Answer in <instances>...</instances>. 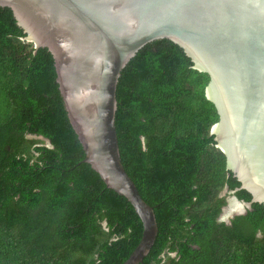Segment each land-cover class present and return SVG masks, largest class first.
<instances>
[{
	"label": "trees",
	"instance_id": "1",
	"mask_svg": "<svg viewBox=\"0 0 264 264\" xmlns=\"http://www.w3.org/2000/svg\"><path fill=\"white\" fill-rule=\"evenodd\" d=\"M23 36L0 6V264H121L141 236L140 219L82 161L52 56ZM192 65L161 38L117 78L120 161L156 224L137 264H264V204L225 168L210 133L218 114L204 95L209 77ZM229 195L250 203L224 222Z\"/></svg>",
	"mask_w": 264,
	"mask_h": 264
},
{
	"label": "water",
	"instance_id": "2",
	"mask_svg": "<svg viewBox=\"0 0 264 264\" xmlns=\"http://www.w3.org/2000/svg\"><path fill=\"white\" fill-rule=\"evenodd\" d=\"M0 6L10 8L22 39L47 47L82 161L140 219L141 236L121 264L141 262L156 233L152 207L121 164L114 128L120 70L150 41H172L208 74L204 95L218 114L210 129L215 146L250 201L264 204V0H0Z\"/></svg>",
	"mask_w": 264,
	"mask_h": 264
},
{
	"label": "rangeland",
	"instance_id": "3",
	"mask_svg": "<svg viewBox=\"0 0 264 264\" xmlns=\"http://www.w3.org/2000/svg\"><path fill=\"white\" fill-rule=\"evenodd\" d=\"M43 144H47V142L44 141ZM226 199V205L222 208L221 214L218 217L219 220H223L224 222H227L229 217L242 213L243 210L248 207V203L238 201L231 195L227 196Z\"/></svg>",
	"mask_w": 264,
	"mask_h": 264
},
{
	"label": "clouds",
	"instance_id": "4",
	"mask_svg": "<svg viewBox=\"0 0 264 264\" xmlns=\"http://www.w3.org/2000/svg\"><path fill=\"white\" fill-rule=\"evenodd\" d=\"M26 41H29V40H26ZM29 42H32L31 40L29 41ZM32 44H33V42H32ZM234 197V196H233ZM235 198V197H234ZM236 199V198H235ZM239 201V200H238ZM243 202V201H242ZM247 203V202H246Z\"/></svg>",
	"mask_w": 264,
	"mask_h": 264
}]
</instances>
